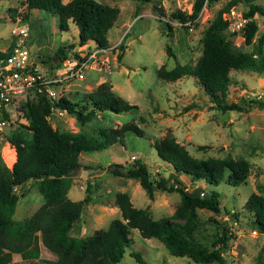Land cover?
<instances>
[{"label": "rangeland", "instance_id": "obj_1", "mask_svg": "<svg viewBox=\"0 0 264 264\" xmlns=\"http://www.w3.org/2000/svg\"><path fill=\"white\" fill-rule=\"evenodd\" d=\"M97 1L116 5L119 9L107 30L109 45L92 61L88 60L83 68L82 78L62 79L53 85L55 92L57 97L83 103L86 102V93L105 81L114 94L136 106L121 112L96 110L94 116L83 126L79 125L72 114L53 106L48 114V121L52 127L60 130H83L88 134L95 132L97 136L100 135V129L118 128L124 122H132L138 125L142 134L125 130L121 135H116L115 141L109 145L79 153L82 166L71 173L72 183L68 196L81 198L89 186L91 198L85 203H92V209L83 208L68 234L86 236L95 228H104L111 218L119 216V209L114 203L117 191L126 192L133 206L147 207L152 218L169 215L178 203L177 191L155 189L153 198L149 199L136 179L114 175L107 170V165L111 162L132 164L140 161L146 165L153 178L162 176L172 182L176 172L169 163L157 156L153 146L156 139L169 133L193 156L203 158L230 155L249 161L248 175L238 185L224 181L217 184L204 180L190 181L179 174L177 177L187 189L199 185L204 192L212 189L218 192V214L206 209H196L200 217L194 231L197 238L209 248L210 241L219 234L220 225L225 223L230 230L227 247L221 249L225 264H256L257 256L264 255V234L249 227L243 202L250 192L264 195V71H229L231 81L227 86L225 100L236 101L244 109L225 111L214 106L191 75H184L176 80H163L156 76V69L160 65L170 68L175 63L193 64L196 61L202 49L203 28L227 0H204L195 25L188 24V21L181 23L173 16L176 9L190 12L194 0H158V3L155 0ZM24 2L25 0H0V37H9L11 27L16 25L6 14L15 16L21 13L22 20L28 25L25 45L30 55L32 58L34 55L44 57L35 62L39 70L58 67L60 71H65L66 67L61 62L63 59L57 60L53 53L57 46L66 44V47L79 51L94 48L92 42L78 44V29L71 20H68L66 29H59L54 13L37 8L21 10L22 12L16 8L8 9L10 5L20 7ZM251 2L264 5V0ZM158 4L162 6L164 16L152 8ZM231 6L243 9L245 2L240 0ZM252 19L257 29L249 44L244 43L242 33L225 28L226 40L231 47L253 51L257 35L264 30V16L255 15ZM183 25L187 27L184 28ZM117 53H121L120 58H117ZM261 57H264V43L258 62ZM34 90L35 88H29L26 97H32ZM251 97L263 103L251 102ZM15 124L0 130V164L4 163L8 167L14 161L15 150L7 146L10 143L5 140V135L17 126ZM199 145H204V148H197ZM99 170L101 172L98 173ZM30 183L31 180L25 184L27 187L22 195L19 196V191L17 192L18 198L11 215L14 220L29 216L43 201L36 184ZM100 204L104 206L100 207L101 210L98 208ZM115 207L117 212H114ZM128 236L130 243L124 247L122 256L114 264H141L133 253L147 264H202L194 263L186 255L170 254L162 242L154 237L141 236L136 228H129ZM52 257L41 246L35 256L23 258L14 252L13 259L3 264H48L46 261Z\"/></svg>", "mask_w": 264, "mask_h": 264}, {"label": "trees", "instance_id": "obj_2", "mask_svg": "<svg viewBox=\"0 0 264 264\" xmlns=\"http://www.w3.org/2000/svg\"><path fill=\"white\" fill-rule=\"evenodd\" d=\"M243 1L244 16H264V5L252 3L251 0ZM25 2L28 9L37 8L56 14L59 29H66L68 20L73 21L78 29L79 45L88 42L99 48L109 45L107 30L118 13L116 5L97 0ZM237 2L240 0H227L203 28L201 53L193 64L175 63L170 68L160 65L156 69V76L163 80L191 75L220 111L244 109L236 101L225 100L231 69L264 71V57L257 61L262 52L264 30L257 35L253 51L234 49L226 40L227 20L222 17V12ZM203 3L204 0H194L190 12L176 9L173 16L181 23L189 21L195 25ZM163 22L168 24L167 21ZM256 29L253 19L245 22L242 31L245 44L251 42ZM66 46L64 44L54 49L53 53L59 60L64 59ZM0 55H4L1 50ZM120 57L121 53H117V58ZM32 88H35L33 96L21 102L27 123L19 122L5 135V140L10 143L7 146L15 150V157L9 167L0 164V264L10 262L13 252L23 258L35 256L41 246L53 256L46 261L48 264H114L122 256L124 247L130 243L129 228H136L143 237L158 239L170 254L186 255L194 263L225 264L221 249L227 247L229 227L225 223L220 225L219 234L210 241L209 248L194 232L200 222L196 209L219 213L218 192L214 189L204 192L199 185L187 189L177 175L186 176L190 181L204 180L210 184L224 181L238 185L245 181L249 172L250 163L246 158H233L230 155L199 158L191 155L173 135L166 133L156 139L153 146L157 156L169 163L176 172L172 182L162 176L153 178L146 165L140 161L132 164L111 162L107 170L114 175L136 179L149 199L153 198L155 189L177 191L179 200L172 212L167 216L152 218L147 207L133 206L126 192L117 191L114 203L119 209V216L111 218L104 228H95L86 236H72L68 230L78 220L82 205L91 198L89 186L80 199H70L67 195L72 182L71 173L82 166L79 153L101 149L114 142L116 135H121L125 130H132L138 135L142 131L132 122H124L118 128L100 129L99 136L95 132L88 134L83 130H60L52 127L48 121L51 105L72 114L80 126L86 125L96 110L121 112L136 105L114 94L105 81L88 91L86 102L83 103L66 97H58L52 102L43 90H37L36 86ZM251 102L263 103L253 97ZM197 148L202 149L204 145ZM29 178L31 183L36 184L43 201L29 216L14 220L11 215L18 198L15 189H19V196L22 195ZM243 209L249 227L264 234V195L250 192L243 202ZM132 255L141 264H147L137 254ZM256 264H264V255L257 256Z\"/></svg>", "mask_w": 264, "mask_h": 264}, {"label": "built area", "instance_id": "obj_3", "mask_svg": "<svg viewBox=\"0 0 264 264\" xmlns=\"http://www.w3.org/2000/svg\"><path fill=\"white\" fill-rule=\"evenodd\" d=\"M222 17L227 20L226 27L230 31L240 33L243 31L245 22L252 20L244 16L242 9L235 6H230L223 11ZM8 18L16 25L10 29L9 45L1 50L4 55H0V130L7 125L16 123V126L19 122L26 123L20 101H25L29 88L36 86L37 90H43L53 102L58 98L53 85L67 77L82 78L83 68L88 60L92 61L100 51L104 50L96 46L86 51L66 47L63 59L67 66L65 71H60L56 67L39 70L25 45L28 25L22 20L23 15L18 13L13 19L10 15ZM188 24H190L189 21ZM62 72H64L63 75Z\"/></svg>", "mask_w": 264, "mask_h": 264}, {"label": "crops", "instance_id": "obj_4", "mask_svg": "<svg viewBox=\"0 0 264 264\" xmlns=\"http://www.w3.org/2000/svg\"><path fill=\"white\" fill-rule=\"evenodd\" d=\"M62 2H66L67 0H61ZM22 5H24V6H22ZM14 8H16V10L17 11H21V10H25V11H27V10H29L28 8H27V5H26V2H24V3H21V5H20V7H16V6H11L10 5V7L8 8V9H14ZM25 8V9H24ZM8 15H9V13H7L6 14V16L8 17ZM10 17L13 19V17L14 16H11L10 15ZM56 17H57V15H56ZM11 20V19H10ZM9 41H10V36L9 37H7V38H1L0 37V50H4V49H6L7 48V46L9 45ZM35 56V55H34ZM57 60H58V58H57ZM62 66H65V67H67L66 66V63H64V62H62ZM57 69H59L58 67H56ZM65 70H66V68H65ZM81 159V158H80ZM81 168V166L79 167V169ZM99 172H101L100 170L98 171V173ZM71 178H72V175H71ZM72 183V182H71ZM71 185V184H70ZM69 188H70V186H69ZM69 188H68V190H67V195L69 194ZM69 197V196H68ZM70 199H80V198H72V197H69ZM82 198V197H81ZM104 208V206H101V204L99 205V209L101 210V208ZM83 208H86V209H92V203H85V204H83L82 205V209H81V211L83 210ZM114 212H117V207H115V209H114ZM172 212V211H171ZM170 212V213H171ZM169 213V214H170ZM13 254H14V252L12 253V257H11V260L13 259Z\"/></svg>", "mask_w": 264, "mask_h": 264}, {"label": "water", "instance_id": "obj_5", "mask_svg": "<svg viewBox=\"0 0 264 264\" xmlns=\"http://www.w3.org/2000/svg\"><path fill=\"white\" fill-rule=\"evenodd\" d=\"M155 3H158V0H155L154 1ZM152 8L159 14V15H161V16H164L165 15V12L163 11V9H162V6L161 5H153L152 6ZM42 59H44V57L43 56H40V55H35L34 57H33V60H34V62H38V61H40V60H42ZM31 180V178H29L27 181H26V183H28V181H30ZM19 191V189H15V192H18ZM11 192H13V191H11Z\"/></svg>", "mask_w": 264, "mask_h": 264}]
</instances>
